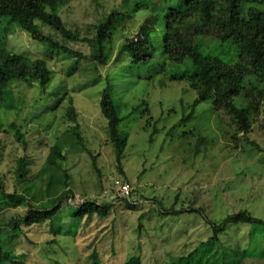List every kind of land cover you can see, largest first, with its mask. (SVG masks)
<instances>
[{"label": "rangeland", "instance_id": "obj_1", "mask_svg": "<svg viewBox=\"0 0 264 264\" xmlns=\"http://www.w3.org/2000/svg\"><path fill=\"white\" fill-rule=\"evenodd\" d=\"M126 1L132 0H74L62 9L61 17L69 30L92 40L95 25L115 9L125 11ZM156 2L158 5L142 0L140 3L151 6L149 11L140 10L120 24L107 66L90 59L88 42H64L48 28H43L46 35L88 58L47 54L45 46L17 27L6 35L4 42L9 51L33 61H46L51 76L42 74L29 83L12 85L15 108L2 112L6 132L0 136V181L7 192L23 194L22 187L16 184L15 171L17 160L26 157L34 162L35 187L31 193L36 201L27 198L35 206L58 200L62 186L54 185L49 195L48 174L38 175L51 147L60 142L67 159L62 167L71 176L74 193L54 219L65 233L53 234L47 223L24 229L25 235L16 239L15 252L23 255L28 264H126L134 256H140L142 264H175L212 238L214 226H222L228 217L247 211L264 221V102L251 132L244 136L237 134L231 118L216 111L211 102L194 107L197 93L187 81L172 80L193 73L191 59L180 65L164 63L157 52L149 66L130 71L124 68L113 75L114 67L120 64L115 58L125 38L135 36L149 14L161 10L165 16L170 9L184 4V0ZM252 6L264 14V0ZM3 26L4 23L0 32ZM196 44L204 56L217 57L226 65L238 62L237 47L232 42H222L215 31L198 36ZM108 78L123 118L120 130L128 137L121 168L116 164L100 107ZM55 87L64 89L63 100L54 111L44 113L43 106L51 96L45 95ZM144 101L148 115H142ZM71 102L77 122L68 116ZM236 104L243 105L239 98ZM192 112V117L184 120ZM12 123L25 136L26 150L17 143ZM76 124L95 163L81 146L66 143L67 131ZM118 181L131 184L129 201L135 211L127 208L128 201L116 196ZM82 199L109 205V216L102 219L85 215L81 221L73 220L71 215L76 212L67 203L78 205ZM27 210L28 206L0 209V226L22 218ZM224 233L217 234V245L199 250L196 258L202 262L194 264H222L223 249L238 251L237 247L239 256L248 248L256 251L250 252L244 264H264V256L258 254L259 243L264 246V226L231 224ZM249 234H253L252 238Z\"/></svg>", "mask_w": 264, "mask_h": 264}, {"label": "trees", "instance_id": "obj_2", "mask_svg": "<svg viewBox=\"0 0 264 264\" xmlns=\"http://www.w3.org/2000/svg\"><path fill=\"white\" fill-rule=\"evenodd\" d=\"M73 1L0 0V25L4 23L0 32V136L6 132L2 112L15 108L12 85L29 83L37 80L36 78L42 74L51 76L46 61L42 59L33 61L7 49L4 41L12 28L21 29L33 41L45 46L47 54L48 52H59L69 58L80 60L88 58L62 45L54 37L46 35L43 28L54 31L64 42H88L92 49L90 59L101 66H107L112 56L113 37L119 35L120 24L138 11H149L151 7L147 3H140L142 0H132L130 3L126 1L125 11L115 9L105 15L95 25L93 39L85 40L78 32L69 30L61 17L62 9ZM257 2L258 0H184L181 8H172L165 16L161 15V10L155 15L149 14L136 35L132 38H125V43L115 58L120 64L114 67L113 75L124 68L130 71L149 66L155 60L157 52L161 53L159 56L164 63L180 65L187 59H191L193 73L189 77H174L172 80L189 83L197 93L194 107L201 103L211 102L216 111H222L231 118L236 125L237 134L244 136L249 134L255 119L262 111L264 102V14L252 6ZM152 4L158 5L156 0H152ZM211 31H215L222 42H232L237 47L238 62L236 64L226 65L217 57L204 56L199 53L196 38L208 35ZM61 89V87H55L52 93L45 95V98L48 95L51 96L49 101L46 102L45 99L44 113L54 111L63 100L65 94L64 89ZM238 98L243 103L242 106L236 104ZM143 103L145 104V101ZM100 107L107 122L109 141L114 149L116 164L121 168L128 137L120 130L123 118L120 116L119 106L115 104L113 86L109 78L101 93ZM141 109H145L142 115L149 114L147 104ZM192 115L193 112L184 120L191 118ZM68 116L70 120L77 122V112L72 102L68 108ZM11 128L15 131L17 143L26 150L25 136L15 123L11 124ZM66 135L68 136L66 143L69 141L81 146L95 163L93 153L88 151L84 145L78 124L69 129ZM64 150L63 143L58 142L52 146L45 165L38 175L48 174L47 194L54 188V185L62 186L58 200L50 205L35 206L27 198L30 196L33 201H36L35 195L31 193L35 187L33 183L35 177L32 171L34 162L31 159L22 157L16 162V184L22 187L23 194L7 192L3 182L0 181V209L28 206L22 218H13L10 222L0 226V264H28L23 255H17L15 252V241L25 235L24 229L28 230L48 223L53 234L58 235L61 232L63 234L61 225L55 224L54 219L60 213L62 205L74 198L70 187L71 176L62 167L67 160ZM127 204L129 210H136L130 201ZM67 206L76 212L75 215H71L72 219L79 221L85 215L90 217L98 215L104 219L110 213L109 205H101L95 199H84L80 205L67 203ZM241 223L264 226V221L252 217L247 211H242L225 219L222 226H214L212 238L202 243L190 254L180 257L175 264L201 263L202 259L196 258L199 250L210 244L217 245V234L224 233L231 224ZM142 228L143 225L140 222L139 229L142 230ZM252 235L249 234V238H252ZM237 248L238 251H235V248L223 249L224 262L222 264H244L250 252L256 253L248 248L243 250V256H239L241 251L239 247ZM260 252L264 256V246L259 243L258 254ZM228 257L232 260H228ZM92 258L95 260L94 256ZM126 264H142V259L140 256H134Z\"/></svg>", "mask_w": 264, "mask_h": 264}, {"label": "built area", "instance_id": "obj_3", "mask_svg": "<svg viewBox=\"0 0 264 264\" xmlns=\"http://www.w3.org/2000/svg\"><path fill=\"white\" fill-rule=\"evenodd\" d=\"M115 187H116V196L123 200L129 201L133 191L131 184L128 181H118L116 182ZM78 201H81L78 204L80 205L81 203L84 202V199Z\"/></svg>", "mask_w": 264, "mask_h": 264}]
</instances>
